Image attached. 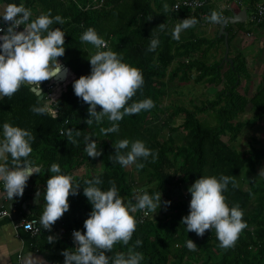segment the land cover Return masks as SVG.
Returning <instances> with one entry per match:
<instances>
[{
    "label": "trees",
    "instance_id": "1",
    "mask_svg": "<svg viewBox=\"0 0 264 264\" xmlns=\"http://www.w3.org/2000/svg\"><path fill=\"white\" fill-rule=\"evenodd\" d=\"M88 1L0 0L6 5L23 4L32 10V19H35L39 11L46 13L51 10L53 17L60 15L65 21L51 26L65 32V54L57 59L72 73L66 92L56 102L57 118H51L47 112L38 115L31 111L33 106L44 105L29 85H22L11 99H0L1 138L5 122L28 130L36 137L28 159L40 171L29 178L24 195L37 199L38 204L31 207L32 213L28 217H40L43 213L47 179L56 175L49 171L53 163L60 166L61 174L71 175L73 182L81 185L78 195L69 196V211L55 223L56 233L43 231L39 238L31 239L33 244L37 243L36 246L41 248V239L45 235L54 234L57 237L55 248L62 252L74 249L67 235L71 229L83 232L84 221L92 211V206L83 195L84 181L99 177L103 181L100 186L102 190H108L111 187L109 181H115L126 202L134 204V197L143 194V191H147L150 196L160 191L162 201L171 202L167 207L162 204L153 216L142 222H139V211L132 213L137 220V227L129 245L117 243L113 251L106 255L114 256L118 252L127 254L128 248L140 239L142 246L136 247L135 251L143 253L141 264H264V176L249 180L247 189L240 188L237 182L241 173L251 175L264 160V140L253 138L257 146L239 151L222 139L227 137L229 141H234L246 123L264 118V78H259L255 93L248 98L237 90L241 82L249 78L242 54L239 53L229 61H208L211 46L216 42L224 44V37L218 36V24L214 39L190 35L189 38L181 36L176 41L171 36L175 24L186 18L197 19L198 24L189 28L195 29L209 22L208 17L212 11L226 18L224 11H228L229 15L234 11L232 7L215 10L212 4H208L190 13L173 10L178 0H104L103 7L99 9H85ZM228 1L231 6L234 4V0ZM165 3L170 9L167 12L163 10ZM243 3L246 12L250 10V16H253L256 4L264 5V0H243ZM202 15L206 17L205 20ZM248 22L250 26H264V19L260 23ZM161 24H165L164 30L159 28ZM89 27L97 31L109 49L123 57L124 63L142 71L144 85L129 103L148 98L155 102V107L149 111L125 116L119 122V132L108 135L100 132L101 127L111 126L107 118L101 124L93 122L88 126L85 123L89 118V105L76 97L72 87L75 80L91 72L88 58L96 49L80 40L82 33ZM231 29L232 25L225 27L228 44L231 42ZM250 31L247 29L245 34ZM150 38L159 39V46L152 52L147 51ZM225 63L227 68L222 71ZM192 73H196L195 82L207 83L216 88L221 85L222 88L214 91L212 99L194 104L191 108L175 107L166 115L161 109L166 96V77L169 80L178 77L180 81L188 82ZM248 105L252 118L241 122L238 119ZM101 110L98 106L97 111ZM204 114L213 118L214 125L209 126L205 119L200 118ZM179 115L182 122L173 127L172 121ZM61 129L62 135L59 134ZM68 129L81 131V136L77 138L78 145L68 141ZM84 136H90L97 142L98 150L103 153L101 156L95 159L87 156ZM122 139L143 141L147 148L158 153L157 158L153 160L150 156L146 161H138L145 164L142 170H137L135 165L121 167L110 156L115 154L113 144ZM8 163L11 165L10 156ZM221 175L235 178L236 187L233 188L230 183L223 195L229 207L236 203L240 205L244 212L243 220L248 225L235 246L227 250L219 246L214 229L199 237L194 232H187L186 225L181 224L182 218L189 214L191 195L188 188L201 176L219 178ZM188 239L197 246L195 251L187 248ZM56 260L64 264L62 257Z\"/></svg>",
    "mask_w": 264,
    "mask_h": 264
},
{
    "label": "clouds",
    "instance_id": "2",
    "mask_svg": "<svg viewBox=\"0 0 264 264\" xmlns=\"http://www.w3.org/2000/svg\"><path fill=\"white\" fill-rule=\"evenodd\" d=\"M241 9H245L244 6ZM163 10H170L167 3L163 5ZM32 16V10L23 4H7L0 10V21L7 25L6 28L0 27V99H11L22 85H29L43 94L41 83L61 71L57 58L65 54V32L61 28L51 26L63 24L64 19L60 15L53 17L51 10L42 12L35 19H32ZM208 20L219 24L224 21V17L221 13L212 11ZM197 24L195 17L178 22L171 31L172 39L179 41L182 32ZM21 26L23 31H17ZM159 28L164 30L165 24L159 25ZM80 40L96 49L88 58L90 75L81 76L72 85L76 97L89 105V118L85 121L88 126L93 122L101 124L107 118L111 126L101 127L100 132L104 135L117 133L119 122L125 116L136 115L155 107L151 98L129 103L144 85L140 69L124 63L123 57L109 49L106 41L94 28L89 27L84 31ZM158 46L159 39L150 38L147 51H155ZM98 106L101 111H97ZM31 111L43 115L47 112V107L33 106ZM64 122L67 123V120ZM81 134V131L73 129L66 132L68 141L73 145H78L77 138ZM35 139L28 130L8 122L3 124V134L0 138V160L4 161L0 163L3 192H0V197L8 200L22 197L30 176L39 173L40 169L33 167L28 159L33 151L31 145ZM84 144L88 157L95 159L103 154L102 150H98L97 142L90 136H84ZM113 148L115 154L110 156V159L124 168L135 165L137 170H142L145 164L138 161H146L150 156L155 160L158 156V153L147 148L141 140L122 139L113 144ZM9 156L11 165L8 163ZM49 171L56 175L47 179L44 194L46 203L39 224L50 232L52 226L69 211V196L78 195L81 185L74 183L71 175L61 174V168L56 163L51 165ZM260 176H264V169L260 171ZM109 183L111 187L102 190L100 186L103 181L99 177L84 181L83 195L92 206V211L84 221V231H73V242L77 247L62 252L64 264H141L143 261V253L135 251L136 247L142 246L140 239L128 248L127 254L118 252L109 256L106 253H111L117 243L129 245L137 227V220L132 213L143 211L148 215L150 212L155 213L162 204L165 207L170 206L171 202L162 201L160 191L151 196L147 191H143V194L134 197V204L131 201L126 202L115 181ZM230 183L233 188L236 187L235 178L226 175L219 178L201 176L195 180L188 188L191 195L189 214L181 221V224L186 225L187 232H194L199 237L214 229L219 246L225 250L235 246L240 234L248 226L243 220L244 212L240 205L236 203L229 207L223 195ZM36 231L39 232L40 229L37 228ZM56 239L57 237L49 236L47 241L52 244ZM186 246L190 251L197 249L190 239L187 240Z\"/></svg>",
    "mask_w": 264,
    "mask_h": 264
},
{
    "label": "rangeland",
    "instance_id": "3",
    "mask_svg": "<svg viewBox=\"0 0 264 264\" xmlns=\"http://www.w3.org/2000/svg\"><path fill=\"white\" fill-rule=\"evenodd\" d=\"M211 4L215 10H224L226 5L231 3L228 0H213ZM231 7L234 11H239L238 9L240 8V6L236 4H233ZM224 13L227 16L230 15H228V11H224ZM247 13V15L250 16L251 11L249 10ZM37 14L40 15L41 12L39 11ZM205 18L206 17L203 19L205 20ZM248 21L249 20L247 19V21L244 23L232 25V29L230 31V33H232L231 42L228 44L227 57L228 59H232L239 53L243 55L247 70L249 71V78L246 81L243 80L237 90L240 94L246 95L248 98H250L256 91L259 78H264V26H250ZM247 29L251 30L249 35L245 34ZM217 30L218 26L216 23L205 22L199 28L185 30L181 33V36L183 38H189L190 35H199L209 40L216 37ZM210 49L211 50L208 52L207 56L208 61H219L222 59L221 62H223L226 52L225 43L223 44L221 42H216L211 46ZM58 63L61 64L59 61ZM171 68L172 66L169 67L168 72L171 70ZM226 68L227 66L225 63L222 71H224ZM195 77L196 73H192V77L188 82H182L178 79V77H174L172 80H169L168 77H166V96L162 101L161 107L166 115L172 112L173 108L175 107L191 108L194 104L198 105L202 101L212 99L214 96V91L222 88L221 85L217 86L216 88L214 86L208 85L207 83H197L194 81ZM200 118L205 119L209 126L214 125L215 123L210 115H200ZM251 118L252 112L250 110V105H248L245 113L241 115L238 120L241 122H246ZM181 122L182 117L180 115L176 116L172 121V126L177 127ZM253 138L259 141L264 140V118L258 122L246 123L234 141H229L227 137L222 139L226 142L228 141V145L232 148L243 151L248 150L252 146H257V143L252 141ZM262 169H264V160L256 166L255 172L251 175H247L245 172L241 173L237 180L238 186L242 189H247L249 180L262 177L260 176V171ZM153 215L154 213L150 214V216Z\"/></svg>",
    "mask_w": 264,
    "mask_h": 264
},
{
    "label": "crops",
    "instance_id": "4",
    "mask_svg": "<svg viewBox=\"0 0 264 264\" xmlns=\"http://www.w3.org/2000/svg\"><path fill=\"white\" fill-rule=\"evenodd\" d=\"M5 5L0 2V10ZM0 163L4 161L0 160ZM0 192H3L2 183H0ZM24 194L22 197H14L13 200L0 197V211L6 210L10 213V218L5 217L0 220V264H19V255L20 264H29V262L30 264H60L56 259L57 257L65 259L62 251L55 248V242L49 244L47 241L49 236L56 233L55 224L50 231L53 235H45L41 239V248L36 246L37 243L33 244L32 238L27 233L21 229L15 230L14 224L18 223L20 218L31 215V207L38 204L37 199L25 197Z\"/></svg>",
    "mask_w": 264,
    "mask_h": 264
},
{
    "label": "built area",
    "instance_id": "5",
    "mask_svg": "<svg viewBox=\"0 0 264 264\" xmlns=\"http://www.w3.org/2000/svg\"><path fill=\"white\" fill-rule=\"evenodd\" d=\"M213 0H178L173 5L174 11H190V13H193L195 10L202 8L208 4H211ZM234 4L240 6L242 8L244 6L243 0H234ZM104 0H89L87 2V5L85 9H99L103 7ZM226 8H231V4L226 5ZM205 16L202 15V18ZM251 20L255 23H260L264 19V5L263 3L256 4V13L250 18L247 16L246 21ZM0 27H7L2 21H0ZM17 31H23V26H21ZM248 33L247 35H249ZM2 35V33H0ZM62 65V64H60ZM67 72L66 76H62L60 78L53 77L47 81H44L41 83L40 87L42 89L43 94H41V100L43 101V105L47 107V113L49 116L53 119L57 118L58 116V110L56 108V102L59 99V97L62 96L66 92L67 86L71 82V76L72 73L69 70V68L65 67ZM38 90V89H37ZM63 130L61 129L59 131V134L62 135ZM139 222H142L146 220L150 214L145 215L143 211H139ZM5 217L10 218V213L6 210L0 211V220H2ZM40 217H25L20 218L19 222L14 224L15 230L21 229L23 232L27 233L31 238L38 237L44 230L43 227L39 224ZM36 221L37 223L33 224L32 222ZM39 228L40 231L37 232L36 229ZM53 228V226H52ZM76 229H71L67 235L72 242H73V236L72 233ZM74 244V242H73ZM77 247L76 244H74V248ZM19 264H20V255L18 256Z\"/></svg>",
    "mask_w": 264,
    "mask_h": 264
},
{
    "label": "water",
    "instance_id": "6",
    "mask_svg": "<svg viewBox=\"0 0 264 264\" xmlns=\"http://www.w3.org/2000/svg\"><path fill=\"white\" fill-rule=\"evenodd\" d=\"M247 18V12L246 9H241V11L239 12H231L229 16H227L226 18H224V21L222 23H219V31H218V36L224 37V43L226 45V52L224 55V61H229L227 54H228V34L225 31V27L227 25H235V24H241L244 23L246 21ZM231 63V62H230ZM65 66L61 65V71L59 73H57L54 77L56 78H60L61 75L63 76L65 74ZM30 90L37 96L38 100H41V94L39 92V90L37 89H33L32 87L30 88Z\"/></svg>",
    "mask_w": 264,
    "mask_h": 264
},
{
    "label": "bare ground",
    "instance_id": "7",
    "mask_svg": "<svg viewBox=\"0 0 264 264\" xmlns=\"http://www.w3.org/2000/svg\"><path fill=\"white\" fill-rule=\"evenodd\" d=\"M66 74H67V72H65L64 76H66ZM68 74H69V73H68ZM68 74H67V75H68Z\"/></svg>",
    "mask_w": 264,
    "mask_h": 264
},
{
    "label": "flooded vegetation",
    "instance_id": "8",
    "mask_svg": "<svg viewBox=\"0 0 264 264\" xmlns=\"http://www.w3.org/2000/svg\"><path fill=\"white\" fill-rule=\"evenodd\" d=\"M230 25V24H229Z\"/></svg>",
    "mask_w": 264,
    "mask_h": 264
}]
</instances>
